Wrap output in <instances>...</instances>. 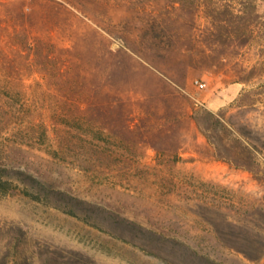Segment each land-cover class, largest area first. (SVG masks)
Returning a JSON list of instances; mask_svg holds the SVG:
<instances>
[{"label": "rangeland", "instance_id": "374dc122", "mask_svg": "<svg viewBox=\"0 0 264 264\" xmlns=\"http://www.w3.org/2000/svg\"><path fill=\"white\" fill-rule=\"evenodd\" d=\"M193 106L264 172V0H0V264H264V179L216 158Z\"/></svg>", "mask_w": 264, "mask_h": 264}, {"label": "trees", "instance_id": "16d2710c", "mask_svg": "<svg viewBox=\"0 0 264 264\" xmlns=\"http://www.w3.org/2000/svg\"><path fill=\"white\" fill-rule=\"evenodd\" d=\"M242 14H245V12ZM241 16H244L242 15ZM170 94L174 108L172 110V119L174 118L172 130H171V153L176 159H181L179 150L182 146L181 135V121L183 116L188 115L186 110L184 111V105H190L189 97L183 93L179 88V83L171 78ZM86 94L80 93V98L84 99ZM77 111L80 117H85L87 121H90L92 116L93 102L90 98L87 100H80ZM85 103L86 107L82 105ZM191 120L196 124L197 128L204 135L207 142L215 149V155L218 160L224 161L231 166L239 169L248 170L254 174L257 179H264V172L261 169L260 162L258 161V147L253 146L247 140V137L241 130L237 129L226 117L223 112H214L207 108L195 107L191 108L189 112ZM84 119V118H83ZM68 125L74 126L75 121L69 119ZM164 131H159V138L162 140ZM153 147L157 151H164L168 153L169 150L164 148L163 144H153ZM8 170L0 167V192L7 193L9 182L5 180ZM61 195H64L61 193ZM77 206L83 207L84 204L81 201H77Z\"/></svg>", "mask_w": 264, "mask_h": 264}, {"label": "built area", "instance_id": "2783aa9c", "mask_svg": "<svg viewBox=\"0 0 264 264\" xmlns=\"http://www.w3.org/2000/svg\"><path fill=\"white\" fill-rule=\"evenodd\" d=\"M196 83L200 86V87H205V84L204 83H202V82H199V81H196Z\"/></svg>", "mask_w": 264, "mask_h": 264}]
</instances>
